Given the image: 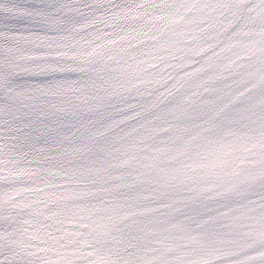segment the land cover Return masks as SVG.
<instances>
[{"label":"snow or ice","instance_id":"obj_1","mask_svg":"<svg viewBox=\"0 0 264 264\" xmlns=\"http://www.w3.org/2000/svg\"><path fill=\"white\" fill-rule=\"evenodd\" d=\"M0 264H264V0H0Z\"/></svg>","mask_w":264,"mask_h":264}]
</instances>
